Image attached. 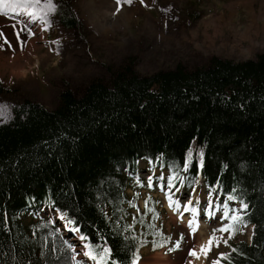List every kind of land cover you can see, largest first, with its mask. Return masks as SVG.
<instances>
[{"label": "trees", "instance_id": "trees-1", "mask_svg": "<svg viewBox=\"0 0 264 264\" xmlns=\"http://www.w3.org/2000/svg\"><path fill=\"white\" fill-rule=\"evenodd\" d=\"M67 4L56 12L70 28L77 21ZM106 72L80 90L60 89L53 108L11 104L0 122V264H96L72 258L75 240L60 220L73 221L67 229L78 228L85 251L103 264L137 260L142 243L131 209L150 208L134 195L140 161L166 167L177 183L183 170L185 186L199 173L226 204H246L235 222L252 225L251 237L232 243L219 264H264V51L148 74L129 58Z\"/></svg>", "mask_w": 264, "mask_h": 264}, {"label": "rangeland", "instance_id": "rangeland-1", "mask_svg": "<svg viewBox=\"0 0 264 264\" xmlns=\"http://www.w3.org/2000/svg\"><path fill=\"white\" fill-rule=\"evenodd\" d=\"M65 1L70 7L66 12L77 21L74 27H65L58 20L56 6L62 0H26L36 19L24 8L11 11L7 4L12 0L0 4V122L10 117L11 104L29 99L53 108L60 89L80 90L94 78H105L107 67L129 58H133L138 72L148 74L178 62L203 64L212 55L239 60L264 51V0H144L143 4L140 0H121L119 10L117 0ZM203 157L204 151L198 149L197 165H202ZM185 161L190 166L191 150L186 152ZM139 166L138 174L144 178H135L134 195L139 197L141 209L145 198L150 208L147 212L131 209L142 243L136 264L162 262L164 258L184 264L192 248L198 253L197 262L212 264L232 243L249 241L251 227L235 221H224L230 225L231 235L213 233L221 224L216 214L235 211L236 205L233 202L230 204L235 207H229L200 178L189 176L190 184L185 186V178L180 176L178 186L172 181L169 184V178L174 181L175 176L160 167L164 182L152 179L155 186L149 187L146 162L140 161ZM154 169L159 171L158 166ZM132 192L127 190L130 195ZM51 216L57 218L53 212ZM184 219L193 221L195 231ZM213 235L211 250L205 256L199 248L207 247ZM73 245L74 260L88 258L80 240Z\"/></svg>", "mask_w": 264, "mask_h": 264}, {"label": "snow or ice", "instance_id": "snow-or-ice-1", "mask_svg": "<svg viewBox=\"0 0 264 264\" xmlns=\"http://www.w3.org/2000/svg\"><path fill=\"white\" fill-rule=\"evenodd\" d=\"M38 2V0H37ZM125 2L127 3H131V0H125ZM141 4L144 3V0H140ZM120 3H121V0H117V10H119V7H120ZM0 4H5V0H0ZM49 8L50 9H53L54 6L51 4V2H49ZM7 7L11 9V11L15 12L17 10H19L20 8H24L26 11H28V14L29 16L32 18V19H36V16L34 14V12L30 11L28 9V4L25 0V2L21 3L19 2V0H12L11 3H8L7 4ZM29 35H33V33L29 30L28 32ZM7 42V41H5ZM10 46V45H9ZM185 164V167L188 166V162L185 161L184 162ZM197 167L199 165H196ZM151 180H152V177L149 176V187L152 186L151 184ZM169 184H171V178H169ZM187 207V205H186ZM240 207L241 208H247V205L246 204H243V202H241L240 204ZM225 208H227V205H225ZM193 211L195 212V209H193ZM237 211H232V212H229L227 210H225L223 212V214H216L215 218L220 220L221 221V224H220V227L218 229H214L213 230V233L215 234V232L219 231L220 233H228L229 235H231V232H230V225L228 223H224V221L228 220V221H237L239 219V216L237 215ZM206 215H209V217L211 218L212 214L211 213H205ZM49 223H53V221H49ZM73 223L72 220H67L66 224L64 225L65 228H68V225H71ZM192 225H193V221L190 220L189 221V227L192 231H195L194 228H192ZM69 231L71 232H77L79 231L78 228L76 227H73V228H69L68 229ZM57 231H59V229H57ZM84 237H81V239H83ZM214 238L215 236H209L208 238V241H207V247L205 245H201L200 246V251L205 255L207 256V252L211 250V246H212V243L214 241ZM67 243V241H65ZM224 243H227V241L225 240ZM216 245L217 247H219V241H216ZM177 247H179V242H177ZM69 247H73L74 248V245H69ZM88 245H85V248L87 249ZM109 252V249L107 247H103L102 248V251L100 253V256L102 257L104 253H108ZM83 255L85 257H89L91 258L92 260L96 261V264H103V261L102 259H97V256L96 255H93L91 252L89 251H84ZM135 256V254H134ZM189 256H193V257H196L197 256V252L195 249H189ZM227 254L226 253H218V259L216 260H213L212 264H219V258H226ZM77 264H80L79 261H77ZM111 264H118L117 261L113 260L111 261ZM131 264H136V259L133 258L132 261H131ZM189 264H191V262H189Z\"/></svg>", "mask_w": 264, "mask_h": 264}, {"label": "bare ground", "instance_id": "bare-ground-1", "mask_svg": "<svg viewBox=\"0 0 264 264\" xmlns=\"http://www.w3.org/2000/svg\"><path fill=\"white\" fill-rule=\"evenodd\" d=\"M182 221L185 222V223H188L189 220L184 219ZM192 249H194V248H192ZM199 252H200V248H199ZM192 257L193 256H189V252H188V257L185 260L184 264H189V262H191V264H201V262H197V259L199 258L198 257V253H197V256L195 257L196 258L195 260ZM151 264H176V263L171 261V260H169V259H167V258H164V260L162 262L155 261V262H152Z\"/></svg>", "mask_w": 264, "mask_h": 264}]
</instances>
